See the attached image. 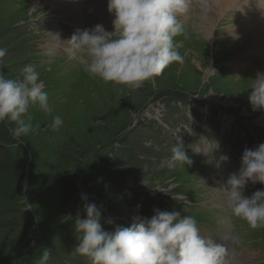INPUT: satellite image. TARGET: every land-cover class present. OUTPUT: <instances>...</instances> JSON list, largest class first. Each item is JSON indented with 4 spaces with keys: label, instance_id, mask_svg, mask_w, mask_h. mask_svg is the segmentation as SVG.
<instances>
[{
    "label": "rangeland",
    "instance_id": "rangeland-1",
    "mask_svg": "<svg viewBox=\"0 0 264 264\" xmlns=\"http://www.w3.org/2000/svg\"><path fill=\"white\" fill-rule=\"evenodd\" d=\"M67 1L73 2L68 14L44 0H0L2 71L22 78L23 67L34 65L53 109L30 108L39 128L22 143L9 131L14 124L0 123V264H40L45 250L46 264H90L73 251L83 234L75 219L86 218L82 196L102 209L106 231L129 227L134 217L151 218L156 208L175 210L195 217L202 234L236 242L234 264H264V228L230 216L218 183L239 170L245 148L264 143V109L254 111L249 101L264 55L233 51L247 39L242 12L264 9V0H237L215 18L207 41L203 0H191L188 18L179 17L184 32L174 38L184 63L170 64L154 86L145 82L138 90L93 78L72 53L56 49L63 42L67 51L77 30L97 24L114 30L113 14L101 10L108 0ZM79 6L85 21L75 29L70 18ZM229 33L240 40L230 41ZM56 115L63 123L53 129ZM180 142L193 163L161 168ZM260 189L249 182L244 194Z\"/></svg>",
    "mask_w": 264,
    "mask_h": 264
},
{
    "label": "clouds",
    "instance_id": "clouds-1",
    "mask_svg": "<svg viewBox=\"0 0 264 264\" xmlns=\"http://www.w3.org/2000/svg\"><path fill=\"white\" fill-rule=\"evenodd\" d=\"M187 8L188 0H108L114 30L107 31L101 24L77 30L67 41V51L93 78L131 90L142 88L145 82L154 86L155 78L170 64L184 63L174 38L184 32L179 17ZM6 54L7 49L0 48V123L14 124L9 131L22 143L23 137L39 128L33 125L30 108L38 106L47 114L53 109L34 65L23 67L22 78L4 75ZM252 80L249 101L254 111L264 109V72L258 71ZM62 123L56 115L51 127L57 129ZM171 153L161 161V168L193 163L182 142L173 144ZM227 160V156L221 157V162ZM249 182L264 185V143L255 149L245 148L239 170L218 182L230 216L246 221L253 229L264 228V189L246 196ZM82 200L86 218L75 219L77 232L83 234L73 251L87 257L90 264H225L226 247L202 235L193 216L156 208L151 218L134 217L131 226L115 225L113 231H106L101 224L102 209L88 202L87 196ZM105 222L114 225L112 219ZM49 257L45 250L40 264H46Z\"/></svg>",
    "mask_w": 264,
    "mask_h": 264
},
{
    "label": "bare ground",
    "instance_id": "bare-ground-1",
    "mask_svg": "<svg viewBox=\"0 0 264 264\" xmlns=\"http://www.w3.org/2000/svg\"><path fill=\"white\" fill-rule=\"evenodd\" d=\"M59 1L60 0H44V2H46L47 4L49 3L50 6L52 5L53 8L59 4L58 7H59V9H61L60 11L62 13L68 14V12L72 10V7H70V5L73 2L70 3V5H69L67 0H61L60 3H59ZM71 1H74V3H75V1H80V0H70L69 2H71ZM188 3L191 4V0H189ZM34 5L36 6V4H34ZM202 5H203L202 11L203 10L205 11L204 14L202 15L203 19H205L209 23V24H204L205 32H202L203 35H205V33H206L205 40L207 41V37L209 38V36H207V34L211 33V35H210L211 37H212V35H215V34H213L214 25H215V22H217V21H215V18L216 17H221V15L224 12H226L228 9H230L231 7H234L235 5H238V4H237V0H203ZM103 8H104V10H103ZM189 8L190 7L188 5L187 11L183 14V19H187L188 18L186 16V14L187 13L190 14ZM105 9H108V3L107 2H105L104 6L101 7V10H103V13H106ZM76 12L79 15L75 13L70 18V20L74 19L73 21H75L74 22V24H76L75 25V29L78 27L77 23H83L84 24V21H85L84 15L81 14L82 12H81V7L80 6L76 10ZM95 13H96V11H95ZM242 13H243V15L245 17H247V19L244 18L243 21L241 22V30H242V32L243 31L245 32V34L247 35V39L244 40V41H240L239 44L233 49V51L245 52V53H249L250 54L251 52H254L256 50H261L260 55H264V9H260V8H256V7H253V8L250 7V10H248L247 12L246 11L242 12ZM102 17L104 18V15ZM113 19H114V17H112V19L109 20L110 21V23H109L110 25L113 24L112 23ZM96 21L99 22L98 19H96ZM249 23H250L251 26H249ZM109 24H108V26H109ZM248 26H249V29H248ZM228 36H229L228 39L230 41H232V42H237V41L240 40V37L238 35L237 36L234 35V33H229ZM54 37H56V36H54ZM212 39H213V37H212ZM219 42L221 43V39H219ZM64 46L65 45L62 42V44H60V46H58L56 49H61L63 52H68V51H65L64 48H61V47H64ZM68 46H70V45H68ZM261 59H263V58H261ZM251 64H252V62H251ZM258 71L264 72V65L262 67H260L259 69L255 68L254 75H256V73ZM217 243H219V242H217ZM246 256L248 257V253L247 252H246ZM238 264H241V263H238Z\"/></svg>",
    "mask_w": 264,
    "mask_h": 264
},
{
    "label": "trees",
    "instance_id": "trees-1",
    "mask_svg": "<svg viewBox=\"0 0 264 264\" xmlns=\"http://www.w3.org/2000/svg\"><path fill=\"white\" fill-rule=\"evenodd\" d=\"M6 208H8V207H6ZM1 226V225H0ZM15 228V227H14ZM24 234H20V235H18V238H17V245H16V247H20V242L22 241V239H23V236ZM15 241V238H14V236H12V238H9V240H7L6 241V243H11V242H14ZM3 244H4V242H2ZM25 246V245H24ZM23 246V247H24ZM22 247V248H23ZM9 248H11V247H9ZM21 248V247H20ZM23 252H24V250H22L21 252H20V254H21V256L23 255Z\"/></svg>",
    "mask_w": 264,
    "mask_h": 264
}]
</instances>
